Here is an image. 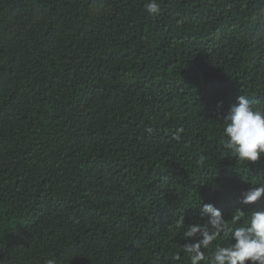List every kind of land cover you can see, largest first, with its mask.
<instances>
[{"label": "trees", "instance_id": "1", "mask_svg": "<svg viewBox=\"0 0 264 264\" xmlns=\"http://www.w3.org/2000/svg\"><path fill=\"white\" fill-rule=\"evenodd\" d=\"M0 264H264V0H0Z\"/></svg>", "mask_w": 264, "mask_h": 264}]
</instances>
